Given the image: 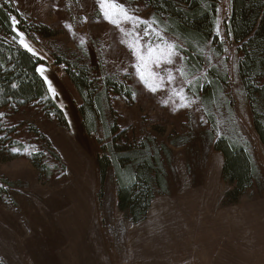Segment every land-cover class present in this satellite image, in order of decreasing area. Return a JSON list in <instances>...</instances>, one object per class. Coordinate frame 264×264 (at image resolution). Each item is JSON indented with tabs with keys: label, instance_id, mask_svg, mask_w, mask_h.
Here are the masks:
<instances>
[{
	"label": "rangeland",
	"instance_id": "obj_1",
	"mask_svg": "<svg viewBox=\"0 0 264 264\" xmlns=\"http://www.w3.org/2000/svg\"><path fill=\"white\" fill-rule=\"evenodd\" d=\"M115 2L148 24H134L122 17L119 25L113 24L105 18L98 0H11L29 34L17 27L15 30L24 34L35 56L43 60L38 67L45 69L41 76L48 90L51 83L55 94L49 91L50 95L64 111L69 128L48 114L51 110L44 103L0 110V135L7 143L19 141L25 153L0 162V261L4 264H65L70 242L77 241L75 247L81 249L83 232L93 227L95 220L106 235L107 247L120 260L124 246L129 247L135 242L133 235L145 229L131 224L118 210L113 168L106 177L100 203L97 158L102 146L107 150L111 144L135 146L149 138H154L160 149L167 184L166 194L157 198L184 195L197 201L201 195L195 203L203 209L212 207V213L204 211L210 220H228L236 234L249 230L250 239L264 234V147L254 129L238 71L242 56L239 45L226 24L231 0H217L214 33L219 44L208 42L200 50L189 49L184 39L170 30L167 19L146 2ZM157 32L176 45V54L172 63L162 60L159 65H148L146 71L162 78V82L155 81L156 91H151L154 81L146 83L138 73L136 48L147 56L149 46L164 47ZM19 40L18 36L20 44ZM194 59L201 67H191ZM214 67L227 72L229 81L221 95L206 105L203 91L198 89ZM67 68L86 73L98 90L105 89L103 82L109 76L130 88L125 96L108 93L105 100L113 111L106 109L107 121L115 120L119 130L107 136L104 124H100L101 145L96 135L83 130L78 112L82 99ZM176 93H182L184 99ZM33 126L40 135L30 130ZM119 133L115 142L113 138ZM224 134L247 144L260 172L253 187L237 203L227 206L221 202L231 187L223 179L224 156L214 148ZM240 219H244V227L239 225ZM236 242L243 241L238 238ZM263 244L261 251L253 248L244 255L240 264H264L260 262L264 260ZM235 250L237 253L238 244ZM111 259L117 264L112 254ZM238 259L236 256L235 262Z\"/></svg>",
	"mask_w": 264,
	"mask_h": 264
},
{
	"label": "trees",
	"instance_id": "obj_2",
	"mask_svg": "<svg viewBox=\"0 0 264 264\" xmlns=\"http://www.w3.org/2000/svg\"><path fill=\"white\" fill-rule=\"evenodd\" d=\"M142 1L158 16L167 19L170 30L182 37L189 49L200 50L208 42L219 44L214 33L217 0ZM231 2V14L226 24L239 45L242 56L238 71L250 104L254 129L264 147V0ZM12 16L19 23L13 25ZM15 27L29 34L20 12L12 3L9 5L0 1V110L25 107L35 102L44 103L51 110L48 114L55 117L61 126L69 128L64 111L52 98L45 80L37 71L43 60L18 43ZM30 38L33 39L31 35ZM192 66L201 67V62L198 64L194 59ZM66 71L82 99L78 106L82 126L87 134L96 135L101 145L103 141L98 135L100 124H104L102 128L107 136L119 130L115 120L112 123L107 121L106 109L110 113L113 111L107 102L108 93L112 91L125 96L130 94L127 93L130 88L109 76L103 82L105 89L98 90L83 71H73L71 68ZM228 81L227 72H221L216 67L210 69L207 79L198 89L199 92L203 91L204 103L209 105L219 97ZM230 106L232 108V101ZM31 128L35 134H41L36 126ZM119 136L120 133L113 140L116 142ZM43 137L51 146L47 137ZM150 142L153 144L150 145ZM128 145L118 148V145L111 144L109 150L102 146L97 158L100 183L98 199L101 203L106 177L113 168L118 210L131 224H138L146 219L152 201L166 194L167 184L160 161L161 152L154 138L142 140L135 146ZM214 148L224 156L223 179L231 187L224 193L221 204H235L258 181V166L247 144L239 139L224 134L215 141ZM12 149H19L22 153L23 145L15 140L7 143L6 138L0 135V162L20 156L13 155ZM32 159L35 166L42 170L43 167ZM0 264L4 263L0 261Z\"/></svg>",
	"mask_w": 264,
	"mask_h": 264
},
{
	"label": "crops",
	"instance_id": "obj_3",
	"mask_svg": "<svg viewBox=\"0 0 264 264\" xmlns=\"http://www.w3.org/2000/svg\"><path fill=\"white\" fill-rule=\"evenodd\" d=\"M199 199L187 200L184 195L154 199L146 219L134 224L145 230L133 235L135 242L124 246L120 260L107 247L106 235L95 220L94 226L83 232L81 249H76L77 241L70 242L65 264H114L111 254L117 264H240L253 248L263 249L264 234L252 239L249 230L236 234L228 220L212 221L205 216L204 211L212 213V207L203 209L195 203ZM238 223L245 226L244 219ZM238 238L243 242H236ZM236 256L239 259L235 262Z\"/></svg>",
	"mask_w": 264,
	"mask_h": 264
},
{
	"label": "snow or ice",
	"instance_id": "obj_4",
	"mask_svg": "<svg viewBox=\"0 0 264 264\" xmlns=\"http://www.w3.org/2000/svg\"><path fill=\"white\" fill-rule=\"evenodd\" d=\"M5 4H10L11 0H4ZM98 3L100 4L101 10L103 11V14L106 19H108L111 23L119 25V18L122 17L124 20H130L133 21L134 24L136 22L148 24L147 21H141L138 17H135L133 15H130L127 9L122 5L115 2V0H98ZM12 24L15 25L19 23V21L16 19L15 16L10 17ZM154 23V21H153ZM149 28H151V25H148ZM121 31L123 32L124 29L121 28ZM126 35H131L132 33H125ZM217 34L219 35V29L217 28ZM17 35L20 37V44L29 52H32L33 55H35V52L31 48V46L25 41L24 34L22 32H17ZM157 37L163 42L164 47L157 46L156 48H153L151 46L148 47L147 50V56L142 55L139 51V48H136V55L138 59L137 64V70L140 75L141 80H144L146 83L149 79L153 80L154 83L151 84L150 90L156 91L157 84L155 81L159 80L162 82V78L159 77L157 74L146 71L149 64H156L159 65V63L164 60L167 63H172V56L175 55V48L176 45L169 43L168 41L164 40V37L157 32ZM83 43V41H82ZM38 72L41 73V75L44 74L45 69L43 67H40L37 69ZM182 71V70H181ZM169 79H171V74L169 73ZM49 91H52L53 94H55L54 89L51 86V83L49 82ZM176 95H179L181 99L183 100L184 97L182 93H176ZM187 106V105H185ZM11 153L13 155H25V153H21L19 149H12ZM30 155V153H28Z\"/></svg>",
	"mask_w": 264,
	"mask_h": 264
}]
</instances>
